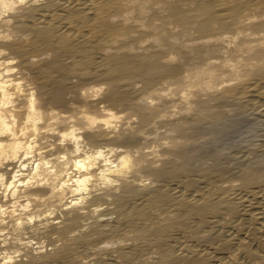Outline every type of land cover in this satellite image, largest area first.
Wrapping results in <instances>:
<instances>
[{"label": "bare ground", "instance_id": "bare-ground-1", "mask_svg": "<svg viewBox=\"0 0 264 264\" xmlns=\"http://www.w3.org/2000/svg\"><path fill=\"white\" fill-rule=\"evenodd\" d=\"M236 106L264 117V0H0V264H264Z\"/></svg>", "mask_w": 264, "mask_h": 264}, {"label": "rangeland", "instance_id": "rangeland-1", "mask_svg": "<svg viewBox=\"0 0 264 264\" xmlns=\"http://www.w3.org/2000/svg\"><path fill=\"white\" fill-rule=\"evenodd\" d=\"M231 115L229 117H234L237 114H243L245 118H241L240 122H237V125L231 126V130L229 126L225 127L226 133L222 134L223 140L219 143V148H232L237 158H244L245 154H249L248 152V144L257 143L261 138L264 137V117L258 115L259 113L253 109H249L247 112V108H242L239 106L232 107ZM252 111V112H251ZM247 117V118H246ZM245 121H243V120ZM262 121V122H261ZM239 125V126H238ZM238 126V127H237ZM233 127V128H232ZM229 129V132L227 131ZM228 133V134H227ZM226 134V135H225ZM262 140V139H261ZM223 143V144H222ZM223 145V146H221ZM226 145V146H225ZM221 146V147H220ZM247 147V148H246ZM221 148V149H224Z\"/></svg>", "mask_w": 264, "mask_h": 264}]
</instances>
